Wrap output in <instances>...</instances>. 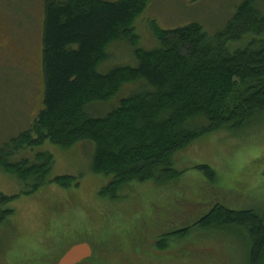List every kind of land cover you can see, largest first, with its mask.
<instances>
[{"label":"trees","instance_id":"1","mask_svg":"<svg viewBox=\"0 0 264 264\" xmlns=\"http://www.w3.org/2000/svg\"><path fill=\"white\" fill-rule=\"evenodd\" d=\"M42 1V107L28 129L0 149V171L31 186L21 194L50 184L69 189L76 178H52L53 158L47 153H37L34 161L11 158L46 142L62 149L89 142L92 173L109 178L100 198L126 202L133 185L148 184L167 192L181 190L176 200L182 207L197 201L204 184L215 185L217 175L199 164L193 167L200 175L198 185L186 184L188 169L176 168L178 153L212 133L243 128L247 133L264 123V0H242L211 34L198 23L173 30L153 25L157 44L150 50L137 48L134 34L150 0ZM118 41L131 44L136 65L102 71L109 47ZM135 84L136 92L122 96L126 86ZM105 105L110 108L103 110ZM15 198L0 193V232L9 230V236L15 233L10 207ZM142 212L147 213L145 208ZM186 222L182 218L162 227L165 233L155 248L186 240L193 228L242 232L249 245L247 264H264V219L253 210L214 203L191 225L179 226ZM91 238L104 242L99 231ZM62 239L50 234L37 243L42 263L52 258L56 264L72 245L85 242L62 247ZM0 241L1 253L6 249L1 234Z\"/></svg>","mask_w":264,"mask_h":264},{"label":"rangeland","instance_id":"2","mask_svg":"<svg viewBox=\"0 0 264 264\" xmlns=\"http://www.w3.org/2000/svg\"><path fill=\"white\" fill-rule=\"evenodd\" d=\"M241 1L150 0L134 24L137 48L150 50L156 46L153 25L173 30L198 23L207 33H214L227 23ZM42 19V0H0V44L4 46L0 53V149L26 131L42 107ZM132 49L128 42L112 44L102 71L117 66L134 67ZM137 89V84L126 86L122 96ZM245 131L246 128L215 132L178 153L176 168L188 169L186 184L198 185L200 175L193 167L199 164L210 166L217 175L215 185L204 184L206 188L196 197L197 201L186 202L182 207L180 199L176 200L181 190L172 188L167 192L148 184L133 185L126 202L100 198L109 178L92 173L93 145L89 142L70 149L46 142L16 155L11 161H32L37 153H47L53 158L49 166L52 178L76 179L69 189L50 184L34 194L23 195L21 192L30 191L31 186L0 171V193L16 197L10 204L14 210L11 229L15 233L9 236V230L0 232L6 248L0 253V264H51L52 258L42 263L36 250L37 243L49 239L50 234L63 238L62 247L76 240L87 242L92 256L81 264H247L249 245L242 232L236 235L235 231L193 228L186 240H169L165 250L155 248L165 233L162 227L182 218L187 222L179 226L191 225L214 203L233 210H253L264 219V123ZM176 201L179 207H174ZM97 231L104 244L91 238ZM0 245L3 247V241ZM12 250L13 254H8Z\"/></svg>","mask_w":264,"mask_h":264},{"label":"water","instance_id":"3","mask_svg":"<svg viewBox=\"0 0 264 264\" xmlns=\"http://www.w3.org/2000/svg\"><path fill=\"white\" fill-rule=\"evenodd\" d=\"M92 250L87 243H79L71 246L59 259L57 264H79L89 259Z\"/></svg>","mask_w":264,"mask_h":264},{"label":"flooded vegetation","instance_id":"4","mask_svg":"<svg viewBox=\"0 0 264 264\" xmlns=\"http://www.w3.org/2000/svg\"><path fill=\"white\" fill-rule=\"evenodd\" d=\"M2 38L0 37V42H2V40H1ZM3 44V43H2ZM2 44H0V53H2L3 51H4V46L2 45ZM2 51V52H1Z\"/></svg>","mask_w":264,"mask_h":264}]
</instances>
